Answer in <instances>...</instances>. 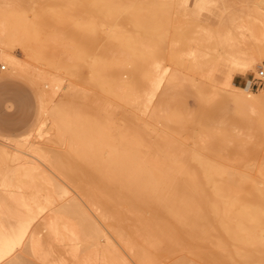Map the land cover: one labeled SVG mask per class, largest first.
I'll return each mask as SVG.
<instances>
[{
    "label": "bare ground",
    "instance_id": "6f19581e",
    "mask_svg": "<svg viewBox=\"0 0 264 264\" xmlns=\"http://www.w3.org/2000/svg\"><path fill=\"white\" fill-rule=\"evenodd\" d=\"M23 1L21 0L19 3L24 5ZM1 2L0 58L8 63L11 71L0 79V85L6 92L4 96L11 95L12 98L18 101L20 106L29 107L31 106L32 97L31 95L20 97L24 92V88L19 85L18 79L22 80L25 76L26 79L28 78L27 81L35 87L40 100L39 109H41L38 111V116L39 112L42 113V110L47 116L43 120L41 119L39 134L42 135L43 131L50 132L53 130L54 137H56L57 142L59 141L62 144L63 148L61 147L62 149L57 151L48 150L47 153L44 148L42 150L43 146L40 147L41 144H37V140L34 139L31 143L28 140L31 144L29 147L34 152L41 153L45 151L46 154L42 152L45 157L44 155L41 156L48 160L63 179L69 181L80 180L81 183L89 186V189L83 192L82 195L86 197L91 208H94L95 210H93L101 216V221L102 218L103 222H105L104 219L125 220L126 217H129L127 215L134 214L139 219L138 225L141 224L140 221L143 219L147 223L150 221V223L146 224L142 220L144 222L141 225L142 227L143 224L148 225L154 230V234L158 233L155 231L157 229L160 232L162 231L161 233L164 234L161 235H165L168 240L170 239L171 245L167 243L170 245L168 248L176 246L179 249L182 247L197 251L207 247L208 242L204 243L206 240H209L211 246L216 243L215 240L213 242L212 236L219 234L218 237L220 238V233L223 234L222 236L228 234L226 236L229 240H231V237L234 238L231 241L226 242L224 240L221 242L222 244H229L228 242L232 244L231 242H233L232 245L235 246L236 250L240 248L238 244L245 243L246 246L245 244H243L244 247L241 245L244 249L248 245L247 241L251 240L249 241L253 243L251 245L255 243L261 251V258L257 264H264V248L260 247L264 245V242L260 241L264 240L261 239V236L258 237L260 227L264 225V164L261 166L255 162V157L261 155V149L257 143L262 147L263 130L260 134L258 133L260 130L246 131V133H250V139L245 134L248 140L243 141L244 134L239 132L242 137L240 136L241 139H238L237 136L231 138V134L225 132V138H227L226 141L222 139V146L229 145V147H223L222 150L227 149V151H224L227 152L226 155L219 154L218 150H216V152L218 151L217 154L214 152L215 150L213 151L216 155L212 152L216 140L210 138L212 137L211 134L219 136L220 133L218 132L219 135L218 133H211L207 137L208 128L218 126L219 117H222L221 120L223 121L231 117L229 122H234H231L233 127H236V125L238 127L240 124H236L232 116H224L225 113L214 106L213 103L210 104L211 106L209 105L210 102H213V100L208 101L212 95H208L205 87L209 85L211 87V79L203 74L208 67L207 71L214 70L216 67H213L212 70L209 69L216 61L208 67L204 66L205 70L198 68L196 60L191 61L185 67V61L181 58L175 46H168L170 31L166 26L164 27V24L166 19L171 20L169 16H172V14L170 12L167 14V11L174 6L171 1L45 0L43 4L31 5L32 7L28 4V9L32 8L31 12L18 9L17 7L22 4L17 5L15 3L17 5L15 6L11 0H6L3 5H1ZM23 5L21 7L25 8L26 6L23 7ZM80 11L89 14L90 17L85 18L82 16L80 18ZM241 11L243 12V9ZM150 18H152V21L154 18V24L149 22L151 21ZM239 22L242 24L241 27H244L243 23L245 24V22L243 20ZM128 25H131V28ZM239 25L237 28L240 27ZM261 27L255 24L251 27V30L257 34L258 41H261L262 38ZM248 31L250 30L248 29ZM242 33H245L244 30H241L240 34L242 35ZM229 34L231 35V32ZM232 39L234 38L230 40ZM235 39L239 38L236 37ZM146 40L151 42L148 43ZM229 42L232 43L233 41ZM231 43L228 44L236 45ZM239 43L238 45H241ZM14 45H20L26 54L69 76L70 82L67 83V92L65 91L68 94L67 100L49 104V102H52L51 91L53 92L54 87L60 84L64 75L61 77L58 73H49L46 69L31 67L26 61H21L10 51ZM226 45L223 46L224 52H226L225 47L227 49L230 47ZM252 47H254L252 49L254 57L251 56L250 59H247L249 56L245 57L247 69H253L256 60L261 61L264 59V42H258ZM231 49L233 48H230L229 51H232ZM188 54H191V52ZM231 54L234 53L231 52ZM163 60L167 61L168 64L162 68L161 63ZM84 66L89 69L88 76H82L81 70ZM185 69L193 71L194 74L197 71L199 73V69H201L202 73L200 71V74L202 76L199 75L200 78H197L188 73L187 75L183 74V71H186ZM207 80L210 82L209 85ZM162 81L165 84H162ZM80 82L83 83L89 93L86 92L85 94L83 92V95L80 96ZM160 84H162L163 89L162 86L158 88ZM46 86L49 88L47 89ZM210 87L208 88L211 89L212 87ZM244 87L240 88L239 91L237 90L239 92L237 95L238 102H242L240 104H245L248 108L251 106L254 112H263V109V111L260 108L254 110L253 107H264V88L259 92H254L246 86ZM221 88H218L219 91L224 90H221ZM157 89H159L158 97ZM230 91L229 94L233 95L234 90L233 92ZM155 94L156 97H154ZM234 100L236 101V99ZM235 101L231 100V102ZM207 102L209 103L207 104ZM251 108H249V113L253 115L254 113L252 114L250 111ZM221 112L224 113V115L222 113L224 117L217 115ZM239 113H241L240 110ZM214 115L217 120L213 122ZM259 115H261L259 117L260 122L255 119L257 117L254 118L257 115L252 116L254 119L251 118L253 122L254 120L256 122L253 123L251 119L250 121L251 124H257L258 127L262 128L264 127V112ZM248 118L246 120L249 122ZM226 120L220 123L226 125ZM47 122L51 125L49 129L41 130ZM234 124L236 125L234 126ZM252 131L259 135L262 134V136H258ZM21 135L19 136L22 138L27 136L30 139L29 137H31L30 132L21 133ZM223 135H220V139L221 137L224 138ZM254 135L257 137L254 138ZM259 137L263 140H260ZM22 140L24 141V139ZM20 142L21 140H19V144ZM220 143L221 141H219ZM232 144L239 146L245 144L247 152H243L247 154V158L254 157L253 161H251L252 159H244L245 163L248 162L246 173L243 175L233 165V161H238V159H234L232 156L236 154L232 153L236 152L237 149H241V146L231 153L229 148ZM8 147L9 144L0 142V165H6L9 170V174L3 175L0 181L2 187L0 189V264H28L26 256L34 255L35 250L40 248L41 243L38 236H36L37 233L33 228V224L47 208L51 210L47 217H58L73 223L83 237H86L95 245L102 246L101 241L105 240L102 230L104 228L105 230L107 228L112 229H110L111 227L102 228L103 225L102 227L99 226L98 216L92 215L89 209L86 208L88 203H85L86 200L84 201L83 196L78 192L70 194L66 184H63L56 177H48L45 170L42 167L40 168L39 163L30 160V155L27 157L28 152L25 156L21 151L22 154L18 153L20 149L17 146L16 150L18 151L15 152H12L14 149L12 146L13 149L11 150ZM54 147L51 149H55ZM211 152L213 155L210 154ZM31 155L32 158L33 156L36 158V155ZM225 156H228L232 163H228V158L226 159ZM48 157L54 158L49 160ZM261 158L264 159L263 156ZM222 160L225 161L222 162ZM12 161L17 162L15 163L17 165L12 167ZM224 162L232 167L226 165V163L224 165ZM210 215L215 217V219L213 217L214 220L219 218L217 220L221 223V226L218 224L219 227L216 226L217 224L215 228L214 226L210 227H213V229L220 228L218 230L223 229L224 233L221 231L218 233L219 231L215 230L217 233L213 235V230L210 234L212 236L209 235V228L204 224V221L209 220L208 222H210L211 219H208L211 217ZM148 218L151 220H148ZM225 219H234L238 221V224L234 222L231 227L229 222V224L225 223ZM123 220L122 222L115 221L117 223H113V230L119 223H122L120 225L123 226L125 224ZM132 220L128 218L129 222L127 223L129 225L126 226L125 224L123 226L127 230L125 232L124 229L121 231L122 234L124 233L123 236L125 234L126 237L130 236L128 232L133 230L131 227L129 230L130 223L134 224ZM246 221L252 222L250 228L245 226ZM239 222L243 225L242 227H239ZM210 223L213 224V222ZM234 224L237 226L233 227ZM258 224L260 227L257 226ZM258 228L260 229L258 230ZM143 230L145 229H140L139 226L140 236L141 232H146ZM260 231L264 234V229ZM149 232L145 234L148 235ZM256 233V237L261 239H258V242H255L254 235ZM143 234L141 236L143 244L149 241L150 243L147 242V244L153 246L154 250L158 246V251L163 250L165 245L162 246V243L164 241H159L157 234H152L155 239H152L153 241L149 238L151 234L144 236V238ZM240 235H245L246 242ZM123 236L118 235L117 232V238ZM133 237L135 236L129 238V242L136 244L138 239L136 238V241L134 239V243ZM222 238H225V236ZM237 238L242 240L238 244L236 242L238 241ZM234 243L239 248H236ZM22 246H24L23 250L19 251L18 248L20 249ZM137 246L132 247L135 249ZM254 246H249V248H254ZM225 247L224 249H226ZM258 247L255 252L259 249ZM161 248L162 250H160ZM252 248L247 249V251L251 252ZM209 249L211 251L213 248ZM168 250L165 251L168 253ZM158 251L155 250V255L158 254ZM170 251L173 250L170 249ZM247 251L239 255L246 259ZM137 252L136 254L140 253ZM152 252L154 253V251ZM229 252L231 253V251ZM150 253L151 251H143L140 254L142 257L138 258L142 260H138L137 257L136 259L142 261V264H148L154 255ZM161 254L164 255V252H161ZM180 256H178L179 262L175 260L178 263L175 261L172 263L186 264V261L184 262L181 259L182 257L184 259V256L179 259ZM224 256H221L224 258V260H221L222 262L226 260ZM215 257L213 258L215 259ZM230 257L232 258L233 255ZM234 258L230 260L233 261ZM27 259L29 262H33L30 261L32 260L31 257H27ZM230 260L228 259V261Z\"/></svg>",
    "mask_w": 264,
    "mask_h": 264
},
{
    "label": "rangeland",
    "instance_id": "374dc122",
    "mask_svg": "<svg viewBox=\"0 0 264 264\" xmlns=\"http://www.w3.org/2000/svg\"><path fill=\"white\" fill-rule=\"evenodd\" d=\"M1 1H0L2 3L1 5L6 3L5 2L6 0H1ZM16 1L11 0L12 3L14 2L15 6L19 5L20 4L19 2H21V0L19 2H16ZM28 1L27 0L23 1L25 3L24 5L26 7L21 3L23 5V7H25V8H22L21 4H20L21 6H19L17 8L21 9V10H24V11H27V12H31V10H32V8H31L32 6L31 5L35 6V5H38V4H43V2H45V0H30L29 2ZM168 1H171L173 3V5H174V6H172V8L169 11H167V14L169 12H170V14H172V16L169 14L170 15L169 17H170L171 20L169 21L168 19H166L165 20L166 21L165 24H167V25L164 24V27L166 26L168 31H170L169 34H168V38H169L168 46H175V48L178 50L181 58L185 61L184 62V66L185 67H187L188 64L191 63V61L196 60L198 68H202L203 70H205L204 69L205 67H208L209 65H211L212 63H214L216 61L215 64H217V65L214 66L215 64L214 65L212 64L211 65L212 67L210 66L209 70H212L213 67L214 68L216 67V68L215 69L213 68L214 70H212V71H207L208 68H209L208 67V68H206L207 70H205L204 74H203V75L206 74V76L210 77V79H211L210 80L211 87L213 88L212 89L210 87V85H209L210 82L207 80L209 86L205 87L206 88V92L208 93V95H210V94L212 95V96H210L211 98L208 101H210V100L212 101L213 100V102H210V103L207 102V104L209 103V105H210V104L213 103L214 106L218 107L219 109H221V111H223L225 113V115H224L223 112H221V114L217 113L218 116L219 115H221V116H223V115L226 116L227 115V117L228 116H232L235 119L236 124H240L238 127H237L236 124H234V126L236 125L237 128L233 127V124H231V122H233V121L229 122V119H231V117H229L228 120H226L225 118L224 119L230 124L225 122L226 125H223L220 122L221 121L224 122L225 120L224 121L221 120L222 117H219V118L217 117L218 120L220 119V122L218 121V123H219V124L217 123L218 126H211L212 128H208L209 130H208L207 137L211 133H218L219 132L221 136L224 134L223 135L224 138L221 137V139H220L219 133H218L219 136H217V134L216 135L211 134L212 137H210V138H213V139L216 140V144H215L214 149L212 150V152L214 150H215L214 152H216V150H218L219 152L218 151L217 152L219 154L221 153L223 155L224 154L226 155L227 152H224V151H227V149L226 150H222L223 147L224 148L229 147V145L222 146L223 145L222 139H225L223 141H226V138H227V137L225 138L226 134H231L230 135L231 138H235L237 136L238 139H241V137H242L240 135V133L244 134V136L242 138V141L243 140H248V138L250 139V136H249L250 133L248 134V133H246V131L247 132H251V130H256V131L260 130V131H258V133L260 134V132H262L261 130H263V135H264V127L260 128V126L258 127L257 124L256 125L253 124L254 122H256L255 120H254V122L252 121V119L257 117L255 119H258L257 122H260L259 121V117L261 115H259V114H263L264 107L261 108L262 106H258V107L254 106L253 107V109L255 108L254 110H259L257 108H260L261 110L263 109L262 110L263 112H259V111L254 112V111H252L251 106H249V108H251L250 111L252 112V114L254 113L253 115H257V116H254V118H252L253 115H251V113H249L248 106H246L245 104H240L242 102H238L239 98L237 96L238 93H239L238 92L239 89L240 88H245L244 86H246L249 90L254 91V92H256V91L259 92L262 88H264V75L263 76H259L260 75L259 71L261 69L264 70V59L261 60L262 62L259 61V60H256V63L254 65L253 69H247V67L245 65V63L247 61L245 59V57L249 56L247 59H250L251 56H252V58L254 57V55L252 54L253 53L252 49H254V47H252V46L253 45L255 46L258 42L259 43L260 42H264L263 41L264 39H262V38H264V33H263L264 32V29H263V27H264V25H263L264 24V0H168ZM9 3H10V1H9ZM28 4H29V6H31L30 10L28 9L29 8ZM242 5L246 6V7H243ZM233 7H236V8H233ZM245 8H247V9H245ZM172 9H173V11H172ZM236 9H237V11H236ZM242 9H243L244 13L241 11ZM225 13H226V15H225ZM79 16H80V18L82 16L85 17V18H89L90 17L89 14H86V13H84L82 11H80ZM251 16H253V17H251ZM162 17H163V15H162ZM165 17H166V15H165ZM241 19L243 20V22H245V24L242 22L244 27H241L242 24L239 22V21H242ZM150 20L151 21H149V22H153V24H154V21H155L154 18H153V21H152V18H150ZM171 21H172V23H171ZM254 24L256 26H259V27L262 26L260 28V29H262L261 30V33H262L261 41H258L257 34L254 33L251 30V27ZM150 25H152V24H150ZM238 25L240 26L239 28H237ZM250 25H252V26H250ZM218 26H220V27H218ZM228 26H229V28H228ZM128 27L131 28V25H128ZM231 28H232V30H231ZM235 28H236V31L234 32ZM248 29L251 31V33H250V31H248ZM229 30H231V31H229ZM241 30H244V32H245V33H242V35L240 34ZM219 31H221V32H219ZM239 31H240V33H238ZM230 32H231V35L229 34ZM225 33H227L228 35L225 34ZM233 33H234L233 36L236 35L235 37L232 36ZM254 35H255V38H254ZM236 37H238L239 39H235ZM229 38L230 39L234 38V39L230 40ZM229 41H233V42L236 41L234 43L232 42L233 44H236V45H229L228 43H231ZM146 42L149 43L151 41L150 40H148V41L146 40ZM238 43L241 44V45H238ZM224 44L225 45L228 44L226 46H230V47H228L229 49H227V47H225V51L227 53L224 52V48H223ZM230 48H233V49H231L232 51H229ZM248 48H249V50H248ZM10 51L13 52L14 55L18 59H20L21 61H24V62L26 61L31 67H33L35 69H46L49 73H51V72L52 73H58L61 77L64 75L63 79L60 82V84H58L57 86L54 87L53 92L51 91L50 95L52 97V102H49L50 105L55 103V102H59L61 100H67L68 99V97H67L68 94H66V92H67L66 90H67V85H68L67 83L70 82V78H69V76L67 74L62 73L61 71H57L56 69L52 68L51 66L44 65L42 63V61L37 60V59L31 57L30 55L26 54L25 50L20 45H14L13 48L11 47ZM186 51H187V53H186ZM190 52H191V54H188ZM231 52L234 53V54H231ZM249 52H250L251 55L249 54ZM246 53H247V55H246ZM243 54H244V56H243ZM31 58H33V59L31 60ZM0 63L3 64V65H6L5 68H3V69L0 68V79H1L3 75L8 74L11 71H10V66L8 65V63H6L1 58H0ZM166 64H168V62L163 60L162 63H161L162 68ZM42 66H44V67H42ZM37 67H40V68H37ZM185 70L186 71H183V74L187 75V73H188L190 75H194V77H197V78H200V76H202L200 74V71L202 73L201 69H199V73L197 71V72H195V74H194L193 71H190V70H187V69H185ZM81 73H82V76H88L89 73H90L88 67L84 66L82 68V70H81ZM27 79H26L25 76H23V79L22 80L18 79V81H19V85H22L23 88H24V92L20 95V97H22V95H24L25 97L31 95V97H32L31 106H29V107L28 106L27 107L20 106L18 104V101L15 98H12L11 95H5L4 96V94L6 92H4L3 87L0 85V142H5L7 145L9 144L8 148L10 150L14 148L15 150L13 149L12 152L18 151V150H16V146H17L18 149H20L19 152H18L19 154L23 153V155L25 154V156H26V154L28 152L27 157H28V155H30V157H29L30 160H35L34 162H36L37 164L39 163L41 165V166L39 165L40 168L42 167L45 170V173H46V175L48 177H56V178H58L61 182H63V184H66V186L70 190V194H73V193L76 194V192H78L81 196H83L84 201L86 200L85 203H88L86 197L84 195H82V193L85 192L86 190H88L89 186L84 184V183H81L80 180L69 181V180H67L65 178L63 179V177L60 175V173L50 165V163L48 162L47 159L44 158L45 154H46V152L48 150L49 151L50 150L51 151H57V150L62 149L63 147H62V144L59 141L57 142L56 137H54L53 130L52 131L49 130L50 132L43 131L42 135L39 134V126L41 125V121L43 120V118H46L47 116L45 115V112L43 113V110L41 111L42 113L39 112V116L40 117L38 116V111L41 110V109H39L40 100H39L38 95L36 93L37 91L35 90V87L33 85H31L27 81ZM163 81H164V79H163ZM0 84H1V82H0ZM162 84H165V83L163 82ZM162 84H160V86L158 88H161ZM205 86H206V84H205ZM208 87H210L211 89H209ZM220 87H222L221 90H223V89L224 90L223 91H219L218 88H220ZM46 88L48 89L49 87L46 86ZM85 88L86 87H84L83 83L80 82V84H79L80 96L83 95V92H85V94H86V92H88V91H86ZM162 89H163V86H162ZM216 89H218V91H216ZM227 90H229L230 92H233V90H234V92H233L234 94L230 95L229 91H227ZM157 92H158V94H157V97H158L159 89H157L156 93ZM220 92H222V93L219 94ZM27 93H29V94H27ZM154 97H156V94H155ZM230 97H231V99H229ZM234 99H236L237 102ZM154 100H155V98H154ZM231 100L235 101V102H231ZM234 103H236V104H234ZM237 105L241 106V107H238ZM214 106H213V108H214ZM243 107L244 108L247 107V108L244 109ZM236 109H239L241 113H239V110H236ZM215 110H217V109H215ZM247 110H248V113H247ZM222 113H223V115H222ZM245 114H247V115L249 114V115L247 116ZM238 115H239L240 119L238 118ZM236 116H237V118H235ZM214 117H215V115L213 116V122L215 120H217L216 117L215 118ZM263 117H264V115H263ZM233 118H232V120H233ZM247 118L249 119V122L246 120ZM236 119H237V121H236ZM250 119L253 122L252 124H251ZM47 124H45V127L43 126L41 130H43V129L48 130L49 126H51V125H49V122H47ZM214 124L216 125V123H214ZM248 124H249V126L250 125L251 126L253 125V126L249 127ZM258 125H260V124H258ZM261 126H263V125H261ZM241 127H243V128H241ZM217 128H218V130H217ZM233 131H235L236 133L233 132ZM14 132L17 133V134H15ZM27 132L31 133V135H30L31 137H29L30 139H28L27 136L26 137L24 136L25 138H22V137L19 136V135H21V133H27ZM225 132H226V134H225ZM243 132H245V133H243ZM252 132H254V131H252ZM245 134L247 136H249V137L247 138V136H245ZM255 134L258 135V136H262V134L261 135H259L257 133H255ZM256 135H254L255 136L254 138L257 137ZM210 138H208V139H210ZM259 138H260V140L262 139L261 137H259ZM22 139H24V141ZM32 139L37 140V144H39V145L41 144L40 147L43 146L42 150H44V149L46 150V152L44 151L45 154H43L44 157H42L43 156L42 155L43 151L42 152L40 151L41 153H38V152H34V151H32L30 149L29 146H31V144H30L31 141L33 142ZM19 140H21L20 144H19ZM28 140L30 141V143H29ZM254 140L257 141V139H254ZM49 141H51V142H49ZM217 141H218V143H217ZM219 141H221L220 144H219ZM23 142H24V145H23ZM257 142H260V141L258 140ZM262 142H263L262 147H260V144L257 143L259 145V148L261 149V155L257 156V158L255 157L256 164L257 165H261V166H263V164H264V159L261 158L262 156L264 157V140ZM26 145H28V146H26ZM49 146H52V147H49ZM240 146L237 145V144L236 145L232 144V146H231L232 149L231 148H229V149L231 150V153H232V151H234V149H237L239 147L241 148L240 150L237 149L238 152L236 151V152L232 153V154H235V153L237 154V155L235 154V155H232V156L234 157V159H238V161L237 160L235 161L234 159H232L233 157L231 159L234 160L233 161V165L236 166L237 171L243 175V174L246 173V170H247V162L248 161L245 163V160H251L252 159L251 161H253L254 157L248 159L247 158V154L245 152H243V151L247 152V150L245 149L246 148L245 144H244V146H243V144L240 145ZM53 147L55 149H51ZM229 149H228V151H229ZM24 150L26 151V153H25ZM212 152L210 153L211 155H213V153H214V152L213 153ZM217 152H216V154H217ZM207 153H209V152H207ZM31 154L36 155L35 156L36 158H34V156L32 158ZM244 154H246V155H244ZM228 156H225L226 159L228 158L227 160L229 162L228 161L227 162L228 163H232L229 160L230 156L229 157ZM236 156H237V158H236ZM239 157H240V159H239ZM53 158L52 157H48L49 160H52ZM15 161H17V160H15ZM15 161L11 162L12 163L11 164L12 167L17 165V164H15V163H17ZM223 161H225V160H222V162ZM227 162H224L223 164L225 165V163H226V165H229L230 167H232L230 164H227ZM249 163H250V161H249ZM251 164H253V163H251ZM8 172H9V170L7 169L6 165H4V164L0 165V181H1V178H2L3 175H8L9 174ZM1 188L2 187L0 186V189ZM0 193H1V191H0ZM86 206H87L86 208L89 209V211L92 213V215L98 216L97 218L99 220L101 219V216H99L98 213L96 211H94L95 210L94 208H93L94 210L91 208L89 203L86 204ZM50 211H51L50 208H47L45 210V212L43 213V215L41 217H39L38 220L35 221L34 224H33V228H35V231L37 233L36 236H38V239L41 242L40 243V248L41 249L39 248L38 250H35V254L34 255L33 254L28 255L27 254L28 256H26V261H27L28 264H43V263L44 264H80L79 261L82 260L83 258H84V261H83L84 264L85 263L86 264H142L141 263L142 261L141 262L138 261V260H142L141 258L138 259L139 257H142V255H140V254H142L143 251L144 252L145 251L146 252L151 251L150 254H152L153 253L152 251H154L153 254L155 255V253H156L155 250L158 251L159 250V246L157 247V249L155 248V250H154L153 246H150V244H149L150 242L149 241H147V242H149L148 244H147V242L145 244H143L142 243L143 239L141 240V236H142V234L144 232H141V236H140V234H139L140 232H138L139 231V226H140V229H142V228L145 229V230H143V231H146L145 233H148L149 230H150L149 234H151V235H150L149 238L151 240L154 239L152 237V234L153 235L157 234V237L159 238V241L161 240L162 242L164 241V243L166 242L165 244L162 243V246L165 245V246H163L164 248L162 247L163 250L161 248L160 250H162V251H158V254H156L157 256L155 255L156 257L153 255L152 259H154V260L151 259L152 261L150 260V262H152V263L148 262V264L149 263L150 264H171L175 260H177L179 262L180 260H178V256H180V255L184 256L185 260L183 259V257L181 258V256L179 257V259L181 258L184 262L186 261L185 262L186 264H187V262H188V264H194L195 262H196L195 264H207V263L208 264H257L258 261L261 258L260 257V255H261L260 248L257 245H255V243H254L255 246L251 245V244H253V243L249 242L251 240L247 241V244H248L247 247L248 248L247 247H245L244 249L242 248V247H244L243 244H245V243L242 242L243 244H241L240 242L242 241L241 238H243V240H245V238H246L245 235H240L241 238H239V239L237 238L238 241H236L237 239L235 240L237 242V244L240 243V245L238 244V246L240 248L237 246L236 243H234V244H236V248H239L237 250L235 249V246L232 245L233 242H231L232 244H230V242H228L229 244H227V243L224 244L223 243L224 244L223 245L221 241L225 240L227 242V241L234 240V238L231 237V240H229V239H227L228 236H226L228 234H224L226 239L225 238H222L223 240L221 239V237H224V236H222L223 234L221 235L220 231L222 233H224L225 231L223 232L222 231L223 229L218 230L220 228H217V227H216L217 229H213V227H210V226H214V228H215L216 224H217L216 226H218V224L219 225L221 224V223L218 222L219 220H217L219 218H217L216 219L217 221H216V220H214L215 217L213 216L214 217V219H213L212 215H210L211 217L209 216L210 218H208V219H211L210 222H213V224L214 223L215 224L213 225L212 223L208 222L209 220L204 221V224L209 228V235L213 232V230L215 232V233L213 232V235L216 234L217 231H219L218 233H220V238L218 237L219 234H217L215 236L210 235V236H212L213 242L215 240L216 243H213L212 246H211L209 244V240L208 241L206 240V242H204V243L206 244L208 242L207 247H205V248L203 247V249L201 248V249H199L197 251L188 250V248L185 249V248H182V247H180V249H179V247H176V246H172L171 248H168V246L170 247V245H171V242L169 241L170 239L168 240L165 235H161V234H164V233H161L162 231L160 232V230L157 229L155 231L158 232V233L154 234V230H152L151 227H148V225H146V224L150 223V221L147 223V221L143 220V219L142 220L145 221L146 224H143V227H142L141 225L144 222H142V220H141L140 221L141 224L138 225L137 223H139V219H137L134 216V214L132 215L130 212H128V213H130V215H127L129 217H126L127 221H126L125 218H124L125 220L122 219L125 222L126 226L129 225V223H127V222H129L128 218H130L131 220L132 219L135 220V221L132 220V222H134L133 225H132V223H130L131 225L129 226V230L131 228L133 230L128 232L130 234V236L129 235L127 236L128 240H127L126 234L124 235L125 236L124 237L123 236L124 233L123 234L121 233V231H123V229H124L123 226H125V224H123V226H121L122 223L117 224L119 227L115 226V230H113L114 228L112 227L118 221L122 222V220L104 219L105 222H103V218H102V221L101 220L99 221V223H100L99 226L102 227V225H103L102 228L111 227L110 229L113 230V231L109 230V228H107L106 230L104 228L102 230L103 231L102 232L103 233V238H105L104 241L106 243L104 241H101V244H102L101 248L105 247V248H107L108 251H110L109 252L110 254H107V253L105 254V253L100 252L99 250H97L96 247H98V246L100 247V245H95L94 243H91V241L89 239H87L86 237H83V235H81L79 233V231L76 229V227L74 226L73 223L67 222L66 220L58 218V217H47L48 213ZM149 219L150 218H148V220ZM115 221H117V222H115ZM225 221H226L225 222L226 224L229 222L231 224V227H232V224L234 222H236L238 224V221H236L234 219H232V220L225 219ZM153 222H155V220H153ZM240 222L242 223L243 221H240ZM241 223H240L239 227L243 226V225H241ZM246 223L247 224L245 226L248 228L252 222L250 223V221H246ZM234 226L236 227L237 225L234 224L233 227ZM257 226H259V224ZM147 227H148L149 230L147 229ZM120 228H122V230L119 231ZM260 228H258V230L260 229V230L263 231L264 225H263V227L261 226ZM215 230H217V231H215ZM260 230H259L260 233H258L259 234L258 237L261 236V239L264 240V238H262V237H264V234ZM125 231H127L126 228L124 229V232ZM117 232H118V235L121 234V236H123V237L117 238ZM132 232H133V234H132ZM145 233L143 234V238H144V236H149V234L147 235ZM249 233H250V229H249ZM133 235L135 236V237H133V241H134V239L136 241V238H137L138 240L136 241V244L139 247L136 244H133V242H129V238L132 237ZM254 236L256 238L255 242H258L259 240H261L260 238L256 237L257 233ZM214 237H215V239H214ZM121 238H123V239H121ZM146 238H148V237H146ZM255 238H254V240H255ZM150 239H146V240H150ZM208 239H210V238H208ZM249 239H251V237H249ZM252 239H253V237H252ZM107 241H108V243H107ZM135 241H134V243H135ZM144 241H145V239H144ZM122 242H124V243L122 244ZM217 242L221 243L223 246L221 244L217 243ZM245 242H246V240H245ZM260 242H264V241H260ZM125 243H127L126 244L127 246L125 245ZM129 243L130 244L132 243L133 245H130ZM167 243H169L170 245H168ZM87 244H89V245L87 246ZM81 245H82V247H81ZM151 245H153V244H151ZM241 245H242V247H241ZM258 245L260 246V244H258ZM74 246H75V248H74ZM122 246H124V247H122ZM132 246H137V248L133 249L134 247H132ZM224 246H226L225 247L226 249H224ZM245 246H246V244H245ZM249 246H254V248L250 247V248H252V250H250L251 252H249V250L247 251V249H250ZM256 246L259 248V249H257V252H255L256 248H257ZM131 247H132L133 250L131 249ZM174 247H176V248L174 249ZM260 247L264 248V245H262ZM23 248H24V246H22L20 249L18 248V250L22 251ZM209 248H213V249H211V251L212 250H214V251L213 252L209 251L210 250ZM78 249H79V251H78ZM170 249L173 250V251H170ZM183 249L186 250V251H184ZM140 250H142V251H140ZM165 250H168V253L170 252L172 254L171 255H170V253L168 254ZM202 250H203V252H202ZM261 250H262V248H261ZM137 251H139L140 253L136 254V253H138ZM200 251H201V253H200ZM229 251H231V253ZM246 251L248 253L246 254L247 257L245 256L246 257V259H245L243 256L241 257V255H239V254H242L243 252L246 253ZM130 252H132L133 254L130 253ZM161 252H164V255L161 254ZM208 252H210V253L208 254ZM173 253H175V255H173ZM219 254L221 256L225 255L224 257H225L226 260L224 262L221 261V260H224V258L221 257ZM251 254H252V256L250 257ZM132 255H134V256H132ZM229 255L230 256L233 255V257H235L233 261L230 260L233 257L231 258ZM33 256L36 259H38V257H39V259L36 260ZM27 257L28 258L31 257L32 260H30V261H33V262H29ZM136 257H137L138 260L136 259ZM213 257H215V259ZM226 257H228V258H226ZM228 259L230 261H228ZM249 260H251V261H249ZM236 261H238V262H236ZM178 262H176V263H178ZM172 264H175V263H172Z\"/></svg>",
    "mask_w": 264,
    "mask_h": 264
},
{
    "label": "crops",
    "instance_id": "0c3cea01",
    "mask_svg": "<svg viewBox=\"0 0 264 264\" xmlns=\"http://www.w3.org/2000/svg\"><path fill=\"white\" fill-rule=\"evenodd\" d=\"M101 247H102V246H100V247L98 246V247H96V248H97V250H99L100 252H103V253H105V254H106V253H107V254H110V253H109L110 251H108L107 248H105V247H104V248H101ZM83 261H84V258H83L82 260H80L79 263H80V264H84ZM85 264H86V263H85Z\"/></svg>",
    "mask_w": 264,
    "mask_h": 264
},
{
    "label": "built area",
    "instance_id": "2783aa9c",
    "mask_svg": "<svg viewBox=\"0 0 264 264\" xmlns=\"http://www.w3.org/2000/svg\"><path fill=\"white\" fill-rule=\"evenodd\" d=\"M0 68L3 69V68H5V67H4L3 64L0 63ZM259 74H260V76H263V75H264V70L261 69V70L259 71Z\"/></svg>",
    "mask_w": 264,
    "mask_h": 264
}]
</instances>
